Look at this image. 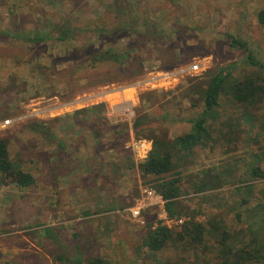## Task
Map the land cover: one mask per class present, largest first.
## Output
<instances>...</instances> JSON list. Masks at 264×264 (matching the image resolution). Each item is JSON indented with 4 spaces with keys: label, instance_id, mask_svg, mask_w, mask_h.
I'll list each match as a JSON object with an SVG mask.
<instances>
[{
    "label": "rangeland",
    "instance_id": "obj_1",
    "mask_svg": "<svg viewBox=\"0 0 264 264\" xmlns=\"http://www.w3.org/2000/svg\"><path fill=\"white\" fill-rule=\"evenodd\" d=\"M262 13L264 0H0V139L36 179L22 189L0 174V264H221L224 230L235 253L242 242L264 258V178L253 176L264 172V103L247 120L222 96L205 118L209 139L176 158L186 185L178 200L211 228L201 247L173 241L152 254L150 226L180 232L191 216L170 218L165 204L144 207V224L130 213L147 190L160 194L140 173L153 149L144 135L192 132L201 90L220 68L241 79L257 70L230 36L264 62ZM130 17L136 29L121 30ZM66 23L72 33L59 41ZM84 48L123 53L125 66L76 72L74 51ZM139 115L149 122L136 130ZM139 141L150 145L145 159L130 148ZM216 178L222 187L197 193Z\"/></svg>",
    "mask_w": 264,
    "mask_h": 264
},
{
    "label": "trees",
    "instance_id": "obj_2",
    "mask_svg": "<svg viewBox=\"0 0 264 264\" xmlns=\"http://www.w3.org/2000/svg\"><path fill=\"white\" fill-rule=\"evenodd\" d=\"M121 18V17H120ZM260 22L264 23V13L260 15ZM70 24L57 27V39L59 41H66L70 33H72ZM136 17H130L129 20H124L120 23V29L127 31H134L137 27ZM230 46L235 49L245 50L248 52L247 62L252 67L257 68L254 73L245 75L242 79L235 75L234 68L230 65L222 67L218 72L206 82V86L201 90V97L204 103L203 118L198 119L194 123L192 132L176 138L174 141H169L154 137L151 135H144L153 140V149L149 157L140 165V173L143 179L151 183L154 180L155 189L163 196L165 200V209L170 218L182 217L183 215H190L189 208H186L179 202V198L185 193L184 180L179 173H176V158L180 160L181 157L189 155V152L206 141L210 137V131L207 127L206 115L215 111L221 102L222 96H230L232 99L243 108L246 114V119H252L250 111L260 107L264 103V62L257 58V56L250 51L249 43L241 38L230 36ZM34 40L38 41L39 38ZM74 70L76 72H91L96 71L101 67H108L112 64H117L120 67L125 66L126 55L116 52L114 50H97L95 48L75 49ZM149 122L148 116L139 115L134 123V127L138 130L145 123ZM140 135V132H138ZM179 158V159H178ZM0 174L4 184H14L19 188H29L36 183L35 177L28 172H25L21 167L10 158L8 143L0 139ZM255 178H264V172L260 173L258 170L253 171ZM223 182L216 178L210 182L202 181L197 186V193L207 192L212 189L222 187ZM251 191L252 187H247ZM190 217L182 227V231L174 232L166 225L159 224L155 229L150 226L149 233L144 240V247L152 254L162 251L170 242L190 243L191 245L201 247L207 237L208 230L205 224L196 220L194 216ZM215 227L221 228L217 225ZM230 233L223 231L221 250V264H244L248 261L256 260L260 262L264 258H259L262 249L254 248V252L249 251V247L241 248L234 252L233 247L228 246V239ZM236 248V247H234ZM238 257L235 262H231V256ZM256 256V257H255ZM60 264H79L70 263L69 259L60 257ZM11 264V263H5ZM86 264H113L102 257H94ZM202 264H212L205 262Z\"/></svg>",
    "mask_w": 264,
    "mask_h": 264
},
{
    "label": "built area",
    "instance_id": "obj_3",
    "mask_svg": "<svg viewBox=\"0 0 264 264\" xmlns=\"http://www.w3.org/2000/svg\"><path fill=\"white\" fill-rule=\"evenodd\" d=\"M130 148L134 150L135 153L142 156L144 159L147 157L148 153L150 152V145L146 141L135 142L131 145ZM146 195H147L146 200L143 203L139 204L138 207L130 210L133 219L138 221L140 224L145 223V221L142 219V214H141V211L144 207L148 205L149 206L159 205L163 207L165 204V200L163 196L161 194L156 193L153 190H147Z\"/></svg>",
    "mask_w": 264,
    "mask_h": 264
}]
</instances>
